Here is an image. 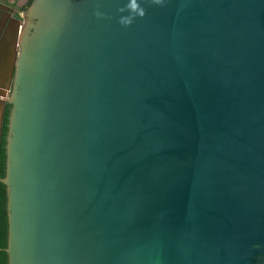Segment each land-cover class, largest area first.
Instances as JSON below:
<instances>
[{"label":"water","instance_id":"95a60500","mask_svg":"<svg viewBox=\"0 0 264 264\" xmlns=\"http://www.w3.org/2000/svg\"><path fill=\"white\" fill-rule=\"evenodd\" d=\"M126 2L14 25L8 264H264V0Z\"/></svg>","mask_w":264,"mask_h":264},{"label":"flooded vegetation","instance_id":"af4514ba","mask_svg":"<svg viewBox=\"0 0 264 264\" xmlns=\"http://www.w3.org/2000/svg\"><path fill=\"white\" fill-rule=\"evenodd\" d=\"M30 5L28 0H3L0 2V23L5 26L4 30L0 32V54H2L0 56V158L4 142L5 153L7 152L8 126L12 110V104L8 102L7 98L12 93L15 80V71L12 73L11 69L12 54L9 40L16 22L23 23L25 19H28L26 13ZM5 127H7L6 134L4 133Z\"/></svg>","mask_w":264,"mask_h":264},{"label":"trees","instance_id":"16d2710c","mask_svg":"<svg viewBox=\"0 0 264 264\" xmlns=\"http://www.w3.org/2000/svg\"><path fill=\"white\" fill-rule=\"evenodd\" d=\"M33 0H28V4H31ZM7 127H5L4 133L6 134ZM5 145V142H4ZM2 147V154L0 158V178H4L6 175V153L5 146ZM7 186L0 179V264H8L9 258L6 248L8 246V211H7Z\"/></svg>","mask_w":264,"mask_h":264},{"label":"clouds","instance_id":"9594fccd","mask_svg":"<svg viewBox=\"0 0 264 264\" xmlns=\"http://www.w3.org/2000/svg\"><path fill=\"white\" fill-rule=\"evenodd\" d=\"M166 4L167 0H150V5L165 7ZM117 11L118 13H128L127 15L119 16L118 23L124 28L130 27L137 18L143 19L147 14V9L143 6L142 0H130V2L127 0L126 4ZM94 15L97 18H107L105 14L99 10L95 11Z\"/></svg>","mask_w":264,"mask_h":264},{"label":"crops","instance_id":"0c3cea01","mask_svg":"<svg viewBox=\"0 0 264 264\" xmlns=\"http://www.w3.org/2000/svg\"><path fill=\"white\" fill-rule=\"evenodd\" d=\"M3 0H0V2H2ZM0 26H1V23H0Z\"/></svg>","mask_w":264,"mask_h":264}]
</instances>
